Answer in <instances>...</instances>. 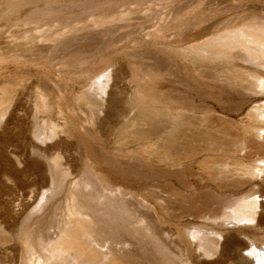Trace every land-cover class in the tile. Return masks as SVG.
<instances>
[{"label":"rangeland","instance_id":"obj_1","mask_svg":"<svg viewBox=\"0 0 264 264\" xmlns=\"http://www.w3.org/2000/svg\"><path fill=\"white\" fill-rule=\"evenodd\" d=\"M248 25L264 26V0H0V264H123L126 249L113 243L123 230L112 237L92 221H111L105 199L126 208L121 218L154 219L195 260L196 227L218 231L222 220L192 217L201 194L242 197L264 188V175L235 173L244 151L234 162L221 148L194 160L159 155L156 139L118 131L141 107L171 122L180 111L206 116L183 132L195 144L198 129L206 146L241 139L260 98L243 104L230 80L254 68L195 48ZM235 225L225 223L247 243L242 254L264 249L260 233ZM144 234L125 231L139 243L133 264H153L142 246L161 258ZM221 252L207 264H236Z\"/></svg>","mask_w":264,"mask_h":264},{"label":"bare ground","instance_id":"obj_2","mask_svg":"<svg viewBox=\"0 0 264 264\" xmlns=\"http://www.w3.org/2000/svg\"><path fill=\"white\" fill-rule=\"evenodd\" d=\"M240 40L242 41L240 42ZM211 43L213 45L203 43L204 45L197 46L195 51H200L202 54L206 53L211 59H237L249 67L254 68L251 71L248 69L241 71V69L240 71L243 73L239 74L240 76L243 74V77L241 76L238 83L235 84L233 79L230 80L232 85H236L244 94L241 100L243 104L251 103L252 100L260 98L246 113V122L245 125L243 124V137L241 139H233L230 142L222 141L221 144L217 145L220 147L216 145L213 147L206 146L202 139L203 132L198 129L194 130L197 135V139L195 140H198V144H195L193 142L194 140L186 138L183 132L188 127L194 126V123L200 125L207 123L209 120L206 116L196 117L192 113L188 114L180 111L172 115L171 122L168 114V116H165L156 111H145L141 107H131V110L135 109V111L130 118L127 117V121L121 125L118 133L119 136L123 135L126 132L125 127L131 126L133 128L130 130V134H132L131 136L133 138L137 137L139 140L156 139L158 151L160 150L159 155L164 154V150L169 149L172 154H182L186 159L191 160L209 154V152L217 148H221L225 155L232 154L238 150L244 151V156L239 159V167H237L235 173L241 171L243 177H250L251 180H255L258 176L264 175V156H260L259 158L257 156V159H253L254 154L264 151V26H257L256 28H252L250 25L240 27L235 31L232 39H226L224 35H221L216 42ZM214 45L217 48L213 49ZM159 67H156V69ZM166 68L168 69L167 66ZM234 69L232 68L231 70ZM166 122L167 125H165ZM215 130L217 131V129ZM230 131L231 127L226 124L220 129L223 135L229 134ZM232 158L234 162V154H232ZM109 163L110 165H116L110 160ZM227 163L223 165L226 171L229 168V164ZM57 171V166H50L52 181L55 180ZM232 183L235 185L236 182L234 181ZM200 197L198 208L192 213V217L194 219H203L207 216L208 220L216 221L218 218L222 220L220 222L216 221L217 223L215 222L218 231L206 229L201 226L196 227V231L203 230V233L201 235L194 233L193 238L195 241L193 243L188 242L190 248L195 251V260H191L186 254L187 250L180 246L172 237V234L163 230L154 219H136L130 218L129 216L119 217L118 212H122L126 208L117 205L118 203L114 199H105L103 202L104 206L107 207L106 212H108L109 220L111 221L104 222L97 216L92 217V221L97 230L107 231L112 237H116L120 233V229L123 230L120 234L121 238L113 242L114 244H120L126 249L124 253H121L120 259L123 264H133L132 256L138 253L136 250V246L139 244L137 240L133 237L124 236L125 231L128 230H132L133 234L139 236H143L141 234L145 233L144 236L154 240L153 244L160 253L161 258H149V250L143 248L144 246H142L143 253L141 254V257L142 255L143 257L145 256L153 264H177L172 254L177 256L179 264H207L208 260L210 261L217 256L219 248L222 249V257L229 255L230 258L235 259L236 264H264V249L253 246L245 254H242L241 251L247 248V243L235 233L229 232L225 227V223L229 220L233 221L238 227H251V229L261 234L260 240L264 247V188H258L256 191L250 192L242 197L225 198V200L218 199L210 193H202ZM75 212L78 215H84L80 209ZM117 219L120 220V223L115 221ZM228 224L230 223L228 222ZM220 263H222L220 260L213 262V264Z\"/></svg>","mask_w":264,"mask_h":264}]
</instances>
